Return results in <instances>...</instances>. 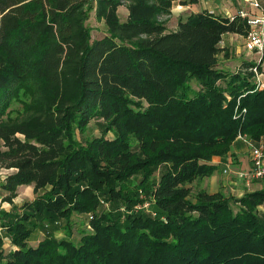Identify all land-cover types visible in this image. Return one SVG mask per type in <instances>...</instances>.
Here are the masks:
<instances>
[{
  "label": "trees",
  "instance_id": "16d2710c",
  "mask_svg": "<svg viewBox=\"0 0 264 264\" xmlns=\"http://www.w3.org/2000/svg\"><path fill=\"white\" fill-rule=\"evenodd\" d=\"M175 2L0 0V169L13 170L0 264H264V186L194 199L187 186L237 155L240 134L264 135L256 62L218 66L223 35L247 23L203 9L168 31ZM21 185L35 197L17 206Z\"/></svg>",
  "mask_w": 264,
  "mask_h": 264
},
{
  "label": "rangeland",
  "instance_id": "374dc122",
  "mask_svg": "<svg viewBox=\"0 0 264 264\" xmlns=\"http://www.w3.org/2000/svg\"><path fill=\"white\" fill-rule=\"evenodd\" d=\"M204 2H206V1H202L201 3L204 4ZM208 3L212 4V1L209 0ZM174 4L175 5L172 8V14L170 16H164L163 17V19L166 20L167 28L169 30H172L173 28H175L179 19L181 17L187 16V13L189 11V9L183 10V11H178V9H177L178 3L175 2ZM201 7H203V5ZM120 16H121V19L125 18V9H122ZM88 24L90 25V27L92 29V37L94 39L104 36L107 32L106 26L104 25V23L96 20L94 12L91 13L90 18L88 20ZM232 33H235V32H232ZM246 34H247L246 32L244 34L237 33V32H236V34H233V36H232L233 37V41H232L233 44L230 45L229 48L227 47V45L224 41L221 42V46L223 48H226L229 51V56H226L225 53L222 52L219 55L218 66H219V68H222L226 71L233 72V71L238 70L242 66V63L244 61L259 63L260 64L259 71H260V73L263 74V75H261V80H262V82H264V55L260 59L259 54L255 53V52L248 51L245 49V47H244L245 41L244 40H246ZM242 39H243V43L240 42V40H242ZM100 134H101V131H100V127L98 125V121H95V120L92 121L88 126V129L85 133V136L90 138L93 136H99ZM246 139L249 140V142H251V143H249L246 140L248 147H249L248 148L249 157H250L249 162H251V146H250V144H254L255 146L261 145L264 142V135L258 141H254L248 137ZM233 147H234V144H233ZM234 151L237 153V155H235L231 159H230V157L226 160H223V161L221 159V162H219L220 169L218 171H216L213 175L203 177L201 179L194 181L193 183L187 184V186L189 187V190H190V197L192 199L195 198L196 193L200 190H206L207 192H209L211 194L220 192V193H223L226 195H235L237 197H240L248 191L259 189V188H262L264 186V178L252 180L251 184L247 185L244 180H240L237 177L236 171L245 169L247 167H244L242 165V163L239 159V156H238L239 153L235 150V147H234ZM215 158H217V157H215ZM219 158H221V157H219ZM225 169H230L231 171L229 173H225V171H224ZM157 174H159V172ZM33 198H34V195H33V192L31 191V189L24 187L22 190L19 191V196L17 197V203L15 201H14V203L15 204H21V203H24L28 200L33 199ZM3 201H5V200L3 199ZM3 205H4V207H0V210H3V209L5 210V208L7 210L12 209V205L8 201L4 202ZM0 206H2V202L0 203ZM261 210L264 211V206L261 207ZM79 218H82V217L81 216H75L76 220H78ZM79 222L76 225H78ZM47 229L52 231V232L54 231L55 235H57L58 237H63L65 235V231L61 227L60 228L59 227L53 228V227L49 226ZM47 229L46 230L42 229V228L37 229L34 232L33 236L31 237L29 244L37 245L38 242L47 233ZM3 231L4 230L2 229L1 234H0V246L3 244V242H7V244H9V242H10L8 239L4 240L3 239L4 237H1Z\"/></svg>",
  "mask_w": 264,
  "mask_h": 264
},
{
  "label": "built area",
  "instance_id": "2783aa9c",
  "mask_svg": "<svg viewBox=\"0 0 264 264\" xmlns=\"http://www.w3.org/2000/svg\"><path fill=\"white\" fill-rule=\"evenodd\" d=\"M249 6L257 11H250L241 9L236 14L227 15L231 20L237 17L244 19L247 23L248 29L245 40V49L255 52L260 55V59L264 55V6L261 5L259 0H247ZM179 3V0H176ZM255 73V81L260 87H264V82L261 80L259 71V63L252 68ZM239 137L246 139V136L240 134ZM247 140V139H246ZM249 142V140H247ZM251 143V142H249ZM251 146V165L248 168L237 170L236 175L240 180H244L247 185L251 184L252 180L264 178V142L255 146ZM225 173H229L230 169H225ZM147 206V203L145 204ZM2 228L0 227V234Z\"/></svg>",
  "mask_w": 264,
  "mask_h": 264
},
{
  "label": "crops",
  "instance_id": "0c3cea01",
  "mask_svg": "<svg viewBox=\"0 0 264 264\" xmlns=\"http://www.w3.org/2000/svg\"><path fill=\"white\" fill-rule=\"evenodd\" d=\"M182 1L183 0H179L177 9H178V11H183V10L189 9L187 15L192 13V12L201 11L203 9H209L210 11H213L217 14H222V15L236 14L241 9L250 10V11H257V10L252 9L249 6V3L247 0H211L212 4L208 3L209 0H184V1L188 2L187 4H184ZM202 1H206V2H204V4H202L201 3ZM259 1H260L261 5L264 6V0H259ZM202 5H203V7H201ZM122 9H125V18L124 19H126L127 15H128V11H127L125 6H121L119 8V13H121ZM177 26H178V22H177V25L175 28H173L172 30L168 29V31L175 30L177 28ZM233 34H236V33L228 32V33L223 35L222 42L224 41L228 48L230 45L233 44V42H232L233 41V37H232ZM240 42L243 43V39L240 40ZM0 144H1V141H0ZM234 147H235V150L239 153L238 156H239V159H240L242 165L244 167L248 168L251 165V162H249V158H250L249 157V151H248L249 147H248L246 139H244L243 137H238L234 142ZM213 161L216 163H219V162H221V158H219V157L214 158ZM12 171L13 170L0 169V203L2 202V206H0V207H4L3 203L6 201H3V198L7 195V192L1 187V184H3L5 182V178H6L7 174L11 173ZM24 187L31 189V191L33 192V186L32 185H29V186L21 185L18 188L17 197L19 196V191L22 190ZM33 195H34V192H33ZM17 197L14 198V201L16 203H17ZM34 197H35V195H34ZM22 204L23 203L16 204V205L20 206ZM5 210H7V209L5 208ZM1 237H4L3 238L4 240L8 239L10 241L9 244H7V242H3V244L0 246V251L4 250V252L7 253L12 249L11 240L7 236L5 231H3Z\"/></svg>",
  "mask_w": 264,
  "mask_h": 264
}]
</instances>
